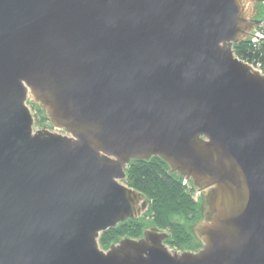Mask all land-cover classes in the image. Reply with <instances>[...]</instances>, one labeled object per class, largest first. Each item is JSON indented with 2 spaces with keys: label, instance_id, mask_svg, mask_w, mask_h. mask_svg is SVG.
<instances>
[{
  "label": "water",
  "instance_id": "95a60500",
  "mask_svg": "<svg viewBox=\"0 0 264 264\" xmlns=\"http://www.w3.org/2000/svg\"><path fill=\"white\" fill-rule=\"evenodd\" d=\"M259 2L0 0V264H264V75L233 52ZM153 158L201 198L200 248L102 250Z\"/></svg>",
  "mask_w": 264,
  "mask_h": 264
},
{
  "label": "trees",
  "instance_id": "16d2710c",
  "mask_svg": "<svg viewBox=\"0 0 264 264\" xmlns=\"http://www.w3.org/2000/svg\"><path fill=\"white\" fill-rule=\"evenodd\" d=\"M264 3V0H260ZM264 21V9L258 14ZM239 60L257 67L264 75V30L257 43L250 41L233 45ZM35 123H47L36 107ZM167 167L159 159L148 162H132L126 169L124 184L145 196L149 203L147 214L139 221H127L115 229L103 233L99 239L102 249L120 239H138L147 227H154L169 236L165 242L170 250L195 251L200 244L190 232V227L200 219L201 198L195 201V191L183 184V180L167 173Z\"/></svg>",
  "mask_w": 264,
  "mask_h": 264
},
{
  "label": "built area",
  "instance_id": "2783aa9c",
  "mask_svg": "<svg viewBox=\"0 0 264 264\" xmlns=\"http://www.w3.org/2000/svg\"><path fill=\"white\" fill-rule=\"evenodd\" d=\"M263 30H264V22H262L260 27L257 30L254 31V34H253L254 37L250 40V42L257 43L259 40H261L262 36H263ZM256 38H258V39H256ZM254 68L261 73V71L257 67H254ZM183 184L187 185L186 182H183Z\"/></svg>",
  "mask_w": 264,
  "mask_h": 264
},
{
  "label": "rangeland",
  "instance_id": "374dc122",
  "mask_svg": "<svg viewBox=\"0 0 264 264\" xmlns=\"http://www.w3.org/2000/svg\"><path fill=\"white\" fill-rule=\"evenodd\" d=\"M257 9H258V14L264 9V3H259V6L257 7ZM263 17H264V15H263ZM259 19L260 20H262L263 18L261 17V15H259ZM30 109H31V111H32V115H33V117H34V121H35V111H34V109L30 106ZM35 125H34V127L35 128H41V127H43V126H47V123H45L44 125H37L36 123H34ZM185 185V184H184ZM187 186V185H186ZM198 198H199V196L198 195H195V201H197L198 200Z\"/></svg>",
  "mask_w": 264,
  "mask_h": 264
},
{
  "label": "flooded vegetation",
  "instance_id": "af4514ba",
  "mask_svg": "<svg viewBox=\"0 0 264 264\" xmlns=\"http://www.w3.org/2000/svg\"><path fill=\"white\" fill-rule=\"evenodd\" d=\"M258 6H259V4L257 5V7H258ZM257 20H260V19H259V16H257ZM147 228H148V227H147ZM116 243H117V242H116ZM116 243H114V244H116ZM111 245H112V244H111ZM99 246H100V245H99ZM109 246H110V245H109ZM100 248H101V247H100ZM108 248H109V247H108ZM108 248H107V249H108ZM101 249H102V248H101ZM107 249H102V250H107Z\"/></svg>",
  "mask_w": 264,
  "mask_h": 264
}]
</instances>
